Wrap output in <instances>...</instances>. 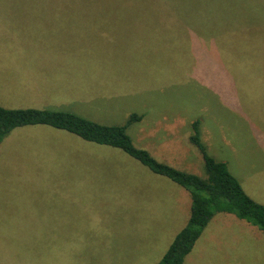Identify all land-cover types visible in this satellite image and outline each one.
I'll return each instance as SVG.
<instances>
[{
    "label": "rangeland",
    "instance_id": "374dc122",
    "mask_svg": "<svg viewBox=\"0 0 264 264\" xmlns=\"http://www.w3.org/2000/svg\"><path fill=\"white\" fill-rule=\"evenodd\" d=\"M52 11L94 12L82 15L95 26L81 34L114 38L76 57L81 113L64 106L71 91L48 92L54 104L45 107L0 89L1 107H45L107 126L141 116L126 130L134 147L205 180L189 141L198 121L208 154L264 205V113L251 112L264 109V0H0L1 82L8 60L58 57L48 35L70 28L35 26ZM202 54L209 64L215 57L230 86L210 84L217 100L194 81ZM99 77L109 90H93ZM227 88L228 108L219 105ZM190 206L188 191L123 152L64 131L21 127L0 144V264H158ZM183 264H264V233L216 214Z\"/></svg>",
    "mask_w": 264,
    "mask_h": 264
},
{
    "label": "trees",
    "instance_id": "16d2710c",
    "mask_svg": "<svg viewBox=\"0 0 264 264\" xmlns=\"http://www.w3.org/2000/svg\"><path fill=\"white\" fill-rule=\"evenodd\" d=\"M140 120L141 116L131 115L123 126H107L67 112L6 109L0 106V144L14 129L46 126L74 135L88 143L117 149L153 174L188 191L191 198L189 219L158 264H183L209 221L219 213L233 215L264 233V205L255 202L245 193L225 163L216 161L208 154L201 141L198 121L191 126L189 141L203 158L207 175L205 180L159 163L146 151L134 147L126 130L129 125Z\"/></svg>",
    "mask_w": 264,
    "mask_h": 264
},
{
    "label": "crops",
    "instance_id": "0c3cea01",
    "mask_svg": "<svg viewBox=\"0 0 264 264\" xmlns=\"http://www.w3.org/2000/svg\"><path fill=\"white\" fill-rule=\"evenodd\" d=\"M93 13L94 12L85 11H52L44 13V16L39 18L41 20L35 23L38 24L35 25L36 27L42 29H47V27L61 29L70 28V33H55L48 35L50 39L49 41L56 45L54 56L58 57H55L54 59H31L29 55L28 57L15 58L6 61L4 63V68L6 70L4 73H6L7 76L2 78L4 83L0 81V85H3L0 89H3L4 92L8 94L5 95L29 104L50 107L53 106L54 103H48L43 98L44 96H47L48 98V92L71 91L74 92V95L72 96L73 100L71 103L64 104V106L77 107L76 109H72L71 112L76 114L81 113V69L76 68L75 64L78 62L76 57L81 56V54H87L92 48H94V46L105 48L107 45L114 42V38L108 34H96L92 36L89 34H81V28H92L95 26L94 21H81L95 19V17H82V15ZM99 14H112L115 16L102 17V20H115L119 18L117 17L118 13L99 12ZM6 15H8V13ZM104 22L107 21H103V23ZM212 60H214V62L209 64V59L205 58L202 54V59L199 60V70L194 77L196 78L194 81L203 87L207 91V94H211L215 100H217V96L210 90V84L218 82L220 83V87L224 88L226 86L228 87L229 83L225 77L223 69L220 67L215 57H212ZM228 69L231 77H236V65L234 64L233 67ZM107 81L108 80L100 77L97 80H93V90H109L107 89L109 87L106 85ZM110 86H113V82H111ZM229 91L230 88L225 90L228 99L225 98L222 104H219V102L216 101L217 104L226 106L227 108L232 105L231 99L229 98ZM98 96L103 98L102 94L95 95V97ZM49 100L55 102V99ZM45 107L38 108L44 109ZM251 112L253 114H262L264 113V109H251ZM200 137L203 142L205 137L202 135V132L200 133ZM259 177L260 175L253 178L255 179ZM243 190L249 197L257 196V193H259V191L256 193L253 192L254 194L246 192L244 184ZM78 195H81V189L79 190ZM88 195L89 193L87 191L86 196ZM250 198L252 199L253 197ZM253 200L256 202L255 199ZM79 264H81V260H79Z\"/></svg>",
    "mask_w": 264,
    "mask_h": 264
}]
</instances>
